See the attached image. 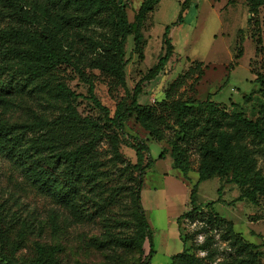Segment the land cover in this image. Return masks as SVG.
<instances>
[{"label":"trees","instance_id":"1","mask_svg":"<svg viewBox=\"0 0 264 264\" xmlns=\"http://www.w3.org/2000/svg\"><path fill=\"white\" fill-rule=\"evenodd\" d=\"M159 1L143 0L130 23L124 4H118L117 0H0V20H7V25H0V106L9 110L26 96H36L49 107L63 106L60 117L51 121L43 117L35 123L11 125L0 119V156L12 163L36 191L68 212L76 223L83 224L91 218L101 221L102 240L94 245L108 253L105 264H149L154 253L152 233L139 195L143 175L153 163L144 142L132 138L127 144L135 155L136 163L131 166L135 176L126 187L114 188L103 198V172L99 170L102 164L97 159L96 148L103 139L108 140L113 158L118 160L117 146L126 137L127 119L133 118L156 142L164 140L166 130L172 131L169 155L173 169L185 181H188L190 162L184 142L200 139L198 179L189 196L191 210L181 215V220L199 219L203 226L220 225L213 203L205 206V215L196 205L198 184L213 178L236 186L240 193L237 201L257 205L258 197L264 198V175L257 169L256 161V156L264 152V107L255 120L247 119L235 104L230 113L218 114L209 95L204 102L173 106L170 125L155 109L138 103L142 84L154 80L172 56L174 49L169 39L172 25L164 29L161 38L163 56L136 84L128 107L118 103L111 116L96 97L86 70L97 71L125 89L127 39L132 36L136 50H140L141 28ZM251 1L252 12L256 11L255 2H263ZM190 3L191 0H184L180 4L175 24L182 22ZM61 69H70L87 86L86 99L97 110L96 120L81 118L76 112L75 103L82 95H76L62 82H52L54 74ZM255 82L264 99V73L256 74ZM194 108L206 111L203 119L195 117ZM121 196L128 199L124 219H108L106 209ZM20 225L18 243L12 252L23 244L25 232L32 228L25 219ZM205 230L202 227L201 231ZM222 238L235 250L238 264L260 263L257 247L234 233L231 225L226 226ZM180 240L183 251L172 256L169 264L214 263L216 251L209 247L211 238L190 247L187 243L193 240L191 235L181 233ZM34 248V259L22 262L15 261L13 253L0 250V264H60L59 248L43 244H35ZM193 249L204 251L205 257H197Z\"/></svg>","mask_w":264,"mask_h":264},{"label":"rangeland","instance_id":"2","mask_svg":"<svg viewBox=\"0 0 264 264\" xmlns=\"http://www.w3.org/2000/svg\"><path fill=\"white\" fill-rule=\"evenodd\" d=\"M117 1L124 4L128 21L133 23L143 0ZM183 1H159L143 23L139 51L133 37L127 39L125 89L97 71L86 70L95 86L96 97L111 116L118 103L128 107L136 84L163 56L161 38L164 29L172 25L169 33L174 49L172 56L154 80L142 84L138 103L155 109L172 125L169 116L173 106L204 102L210 95L218 114L230 113L235 104L247 119L255 120L264 107L259 85L255 82L256 74L264 73V0L262 4L255 2V12L251 10V0H191L182 22L175 24ZM0 25H7V20H0ZM52 82H62L76 95H82L75 103L81 118L97 119V110L86 99L87 86L70 69L56 72ZM60 107H49L36 96H26L9 110L5 111L0 106V119L11 125L35 123L43 117L51 121L60 117ZM193 114L203 119L201 117L206 115V111L194 108ZM124 132L126 137L121 138L117 146L118 160L113 158L108 140L103 139L96 148L97 159L102 164L99 170L103 172V198L114 188L126 187L129 179L135 176L131 166L136 159L127 144L132 138L144 142L153 161L143 175L139 194L140 206L152 233L154 253L149 264H169L172 256L180 254L183 251L181 233L193 237L187 247L201 245L207 237L211 238L209 247L216 251L212 264H238L235 250L222 238L228 225L245 242L257 247L259 264H264V198L258 197L257 205L237 201L240 193L236 186L213 178L198 184L196 205L205 215V206L213 203L220 225L203 226L199 219L181 220V215L191 210L189 196L198 179L200 139L184 142L190 162L188 181H185L173 169L169 155L171 130L165 131L163 141L156 142L131 118L124 124ZM159 155L163 158L159 159ZM256 161L257 169L264 175V152L256 156ZM124 166L128 168L126 171ZM127 204L128 199L121 196L115 205L106 209L107 218L124 219ZM23 219L28 220L32 228L25 232L23 244L12 252L18 243ZM202 227L206 230L201 231ZM114 230L118 231L117 227ZM103 231L98 218H91L83 224L76 223L68 212L36 191L12 163L0 156V250L3 253H13L15 261H29L34 259L35 244H43L60 249V264H105L108 253L97 250L94 245L102 240ZM144 249L147 253V244ZM192 253L199 258L206 255L204 251L194 249Z\"/></svg>","mask_w":264,"mask_h":264},{"label":"water","instance_id":"3","mask_svg":"<svg viewBox=\"0 0 264 264\" xmlns=\"http://www.w3.org/2000/svg\"><path fill=\"white\" fill-rule=\"evenodd\" d=\"M118 4H120V1H118Z\"/></svg>","mask_w":264,"mask_h":264}]
</instances>
